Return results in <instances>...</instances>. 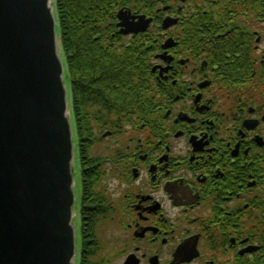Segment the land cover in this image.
<instances>
[{
  "label": "flooded vegetation",
  "instance_id": "obj_1",
  "mask_svg": "<svg viewBox=\"0 0 264 264\" xmlns=\"http://www.w3.org/2000/svg\"><path fill=\"white\" fill-rule=\"evenodd\" d=\"M235 3L264 22L255 0ZM176 18L180 43L189 32ZM199 41L155 54L153 107L132 111L106 157L80 170L79 264H264V107L245 90L264 37L205 21Z\"/></svg>",
  "mask_w": 264,
  "mask_h": 264
},
{
  "label": "water",
  "instance_id": "obj_2",
  "mask_svg": "<svg viewBox=\"0 0 264 264\" xmlns=\"http://www.w3.org/2000/svg\"><path fill=\"white\" fill-rule=\"evenodd\" d=\"M53 3L0 0V264H75V138ZM119 19L126 34L152 22Z\"/></svg>",
  "mask_w": 264,
  "mask_h": 264
},
{
  "label": "trees",
  "instance_id": "obj_3",
  "mask_svg": "<svg viewBox=\"0 0 264 264\" xmlns=\"http://www.w3.org/2000/svg\"><path fill=\"white\" fill-rule=\"evenodd\" d=\"M178 0H55L62 46L69 82L73 93V111L81 141L97 139L94 134L98 128H118L120 122L130 118V111L138 110L153 102L154 85L150 82L149 62L157 51L153 42L156 36L148 34L125 41L118 34L117 14L121 9L133 13L146 14L155 18L160 25L165 7H174ZM193 8L189 14L197 15V20L186 22L184 30L190 34L182 39V45L199 47V34L203 22H220L214 18L218 13L230 20L235 13V0H223L216 13L206 19L199 4L192 0ZM172 7V8H173ZM171 8V9H172ZM241 13H249V8L241 4ZM253 14L264 15V1L255 0L250 9ZM201 30V31H200ZM243 31V29H239ZM156 33V30H154ZM158 33L161 29H158ZM159 43V42H158ZM235 46L234 44H231ZM247 66V63H245ZM260 77L252 88H245L252 96L248 101L264 107V63ZM232 80L237 79V71L231 70ZM97 128V129H98ZM99 138V137H98Z\"/></svg>",
  "mask_w": 264,
  "mask_h": 264
},
{
  "label": "rangeland",
  "instance_id": "obj_4",
  "mask_svg": "<svg viewBox=\"0 0 264 264\" xmlns=\"http://www.w3.org/2000/svg\"><path fill=\"white\" fill-rule=\"evenodd\" d=\"M100 152L101 153L100 155H102L104 153V150H103V147L100 148ZM79 170H80V161H79V157L78 155L76 156V159H75V178H76V193H77V197H78V194H79V191H80V182H79V177H80V173H79Z\"/></svg>",
  "mask_w": 264,
  "mask_h": 264
}]
</instances>
